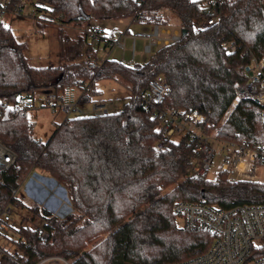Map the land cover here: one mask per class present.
I'll return each instance as SVG.
<instances>
[{"label": "trees", "instance_id": "1", "mask_svg": "<svg viewBox=\"0 0 264 264\" xmlns=\"http://www.w3.org/2000/svg\"><path fill=\"white\" fill-rule=\"evenodd\" d=\"M20 1L12 0L10 8ZM25 1L44 20L83 28L86 38L90 19L134 20L139 12L145 13L149 25H167L168 15L161 19L157 14L169 13L186 33L180 41L159 47L141 66L110 59L87 64L85 59L96 58L98 51L86 41L78 50L72 45L71 51L76 52L72 63L34 67L27 61L25 44L0 22V142L17 154L15 163L0 174V214L8 204L27 208L34 220L42 219L43 228L55 234L54 242L44 243L40 229L21 225L19 238L13 241L16 250L1 245L7 255L0 264H38L53 257L70 264L187 261L207 252L216 236L179 227L173 213L177 201L196 202L205 197L223 209L264 204L262 183L231 182L225 173L215 182L206 175L188 176L194 167L189 135L179 141L167 139L162 118L146 103L149 81L161 76L171 87L165 104L207 116L206 134L216 130L220 140L258 144L264 153L262 107L255 101L241 100L220 125L238 88L249 80L246 68L254 59L264 58V0H217L221 20L202 28L195 23L206 16L204 1ZM225 42L235 43L237 51L230 52ZM110 79L131 93L119 112L69 118L57 124L41 145L29 127L27 108L6 107L19 96L33 97L39 90H54L61 98L77 80L82 83L78 103L91 102L99 93L96 84ZM160 141L168 147L156 151ZM35 170L66 188L73 211L64 218L18 196ZM263 253L264 249L255 255Z\"/></svg>", "mask_w": 264, "mask_h": 264}, {"label": "built area", "instance_id": "2", "mask_svg": "<svg viewBox=\"0 0 264 264\" xmlns=\"http://www.w3.org/2000/svg\"><path fill=\"white\" fill-rule=\"evenodd\" d=\"M12 0H0V22L6 28H11L12 21L23 16V11L29 4L21 0L14 8H10ZM138 4L143 0H130ZM193 2H205L206 16L201 26L207 27L218 23L222 14L218 7L217 0H191ZM32 19L38 22L37 11L33 6V11L29 14ZM166 12L157 14L158 18H166ZM133 21L145 23V13H137ZM60 25L59 21L52 20ZM152 33L147 35L150 43L145 46L146 52H151L153 46L162 47L173 42H178L182 38V28L179 24L169 22L167 25L159 23L151 24ZM88 38L98 44L99 50L108 58L115 48L125 49L127 32L115 34L105 33L98 29H89ZM35 34V33H34ZM139 36V35H138ZM133 37V56L135 59L136 39ZM223 46L230 52L237 51V46L233 42H225ZM87 64H97V58H86ZM264 58L254 59L253 64L246 68L249 75L248 82L239 87L232 106L225 113L223 122L229 118L237 104L243 99H250L258 103L261 107L262 121L264 122ZM251 74V75H250ZM81 81L74 82L75 87L81 86ZM171 87L161 76L151 79L148 83L146 103L150 106L155 116L162 118V132L167 139L172 140L174 135H189L194 145V174L198 176L207 175L210 170L214 156L218 152L216 146L210 143L212 139L221 146L220 151L225 153L224 162L221 167V174L225 173L231 182L248 181L264 184V153L258 144L247 142H231L220 140L214 134H206L204 128L208 124L207 116L198 112H182L171 108L165 104L166 96L170 93ZM36 98L52 112L61 111L66 114L64 121L69 119L70 113L78 110L77 104H69L60 101L59 95L54 90H39L33 97L19 96L15 103H6V107L27 108L32 99ZM95 115H106L109 113L104 104L93 102ZM55 126L57 123L53 122ZM35 122L29 120V127L33 129ZM43 141H39L41 145ZM168 147L166 141H160L156 145V151H161ZM17 154L8 146L0 142V174L8 170L16 161ZM14 195L17 190L13 191ZM12 204H8L0 214V237L10 232V222L12 220ZM173 213L177 218L178 225L189 230H206L216 236L210 249L204 254L193 259L172 263V264H264V253L255 255L256 251L264 249V204H240L229 209H223L217 205L209 203L203 197L196 202L177 201L173 205ZM40 239L44 243L54 242V231L40 229ZM7 255L0 245V262ZM62 260L53 257L42 260L38 264H47L50 261ZM64 260V259H63Z\"/></svg>", "mask_w": 264, "mask_h": 264}, {"label": "rangeland", "instance_id": "3", "mask_svg": "<svg viewBox=\"0 0 264 264\" xmlns=\"http://www.w3.org/2000/svg\"><path fill=\"white\" fill-rule=\"evenodd\" d=\"M32 11L33 6L28 4L23 11V16L12 21L11 28L16 35L17 40L25 44L27 61L29 65L34 67H55L64 63H72L75 61L70 59L71 55L75 52L71 51L72 45H75V50H78L82 48L83 44H86V41L94 44V48L98 51L96 58L99 61H105L106 59L116 60L133 67L147 63L158 49V47L153 46L151 52H146L145 50V46L150 43L147 35L152 33L151 25L149 24L133 21L132 18L121 20L90 19L86 25L87 29L88 27L89 29L95 28L105 33H111L113 31L117 35L127 32L128 38L126 40L125 49L119 47L115 48L110 56L106 58L103 55V52L99 50L98 44L92 42L89 38H86L83 28L79 29L71 26H60L51 21L49 23H43L41 26H37V22L29 15ZM167 15L170 22L178 24L171 14L168 13ZM202 23L203 20H198L195 24L196 26H201ZM134 35H137L135 59L132 58L134 42L132 36ZM80 40H82V42ZM96 89L99 91L96 95V100L105 104L109 113L119 112L127 102L128 97L131 95L130 91L123 84L111 79L98 82L96 84ZM80 92V88L73 87L68 90L66 97L68 98L71 96L76 99ZM93 101L78 103L76 100L75 103L78 105V110L70 113L69 118L95 115ZM27 115L29 120L35 122V126L32 130L33 137L36 140H41L43 142L48 141L53 134L56 128L53 122L60 124L66 118L65 113L61 111H57L56 113L52 112L48 106H45L36 98L32 99L29 104ZM223 123L222 119L220 125ZM215 132L216 130L213 131V135ZM182 136L183 134H176L172 140L179 141ZM210 143L216 146L218 152L213 158L210 170L206 177L209 181L215 182L221 175V167L224 162L225 153L220 151L221 146L216 144L212 139L210 140ZM192 175H194V169H191L188 173V176ZM27 179L28 180L23 183L18 194V196L24 199V201L37 203L41 208H46L59 218H64L73 211L66 188L54 178H51L48 174L39 170H35ZM170 189H172V187L168 190ZM12 209V220L10 222L11 230L6 233L5 236L0 237V245H4L11 252L16 250V245L13 241L18 240V229L21 225L33 229H41L44 225L42 219L37 218L34 220L33 214L27 208H18L13 205ZM58 261L61 264H70L63 259Z\"/></svg>", "mask_w": 264, "mask_h": 264}, {"label": "crops", "instance_id": "4", "mask_svg": "<svg viewBox=\"0 0 264 264\" xmlns=\"http://www.w3.org/2000/svg\"><path fill=\"white\" fill-rule=\"evenodd\" d=\"M39 19H38V25L37 26H41V25H43L42 23H49L50 21L49 20H44L43 18H42V15L41 16H39L38 17ZM41 18V19H40ZM89 22V21H88ZM88 30H89V27H88ZM111 33H114L113 31L111 32ZM68 93V91L64 94V95H62V97L60 98V101L61 102H64V103H71V104H77V103H75L76 102V100H77V102H78V100H79V98L81 97V95H82V91L80 92V94L78 95V97L76 98V99H74V98H72L71 96H69L68 98L66 97V94ZM95 99V100H94ZM92 100H94L93 102H97V103H100V104H102L99 100H96V97H94ZM105 105V104H104ZM106 106V105H105ZM107 107V106H106ZM28 180V179H27ZM47 264H61L58 260H54V261H50L49 263H47Z\"/></svg>", "mask_w": 264, "mask_h": 264}, {"label": "water", "instance_id": "5", "mask_svg": "<svg viewBox=\"0 0 264 264\" xmlns=\"http://www.w3.org/2000/svg\"><path fill=\"white\" fill-rule=\"evenodd\" d=\"M86 18L87 19H90V16L89 15H86ZM186 33V31L185 30H182V34L184 35ZM251 75V74H250Z\"/></svg>", "mask_w": 264, "mask_h": 264}]
</instances>
